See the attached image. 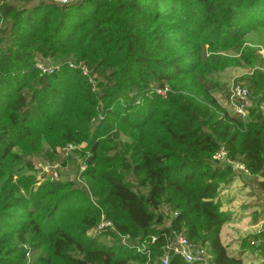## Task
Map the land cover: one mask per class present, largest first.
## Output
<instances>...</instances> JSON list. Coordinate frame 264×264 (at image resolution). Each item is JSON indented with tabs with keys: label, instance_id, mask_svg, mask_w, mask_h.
<instances>
[{
	"label": "trees",
	"instance_id": "16d2710c",
	"mask_svg": "<svg viewBox=\"0 0 264 264\" xmlns=\"http://www.w3.org/2000/svg\"><path fill=\"white\" fill-rule=\"evenodd\" d=\"M178 4L203 12L179 13ZM252 23L264 27V0H0V264L157 262L166 221L206 246L213 264H244L220 238L230 214L219 188L234 174L212 155L223 147L243 162L264 198V66L242 82L252 97L244 118L216 114L205 78L210 43L250 55L238 28ZM44 58L60 70L38 75L34 60ZM166 86L165 97L155 92ZM25 142L48 160L71 161L75 174L84 163L97 206L82 182L34 186L21 177L33 167L15 151ZM67 144L76 148L56 152ZM101 212L112 228L94 233ZM244 246L264 264V242ZM168 264L186 263L171 256Z\"/></svg>",
	"mask_w": 264,
	"mask_h": 264
},
{
	"label": "rangeland",
	"instance_id": "374dc122",
	"mask_svg": "<svg viewBox=\"0 0 264 264\" xmlns=\"http://www.w3.org/2000/svg\"><path fill=\"white\" fill-rule=\"evenodd\" d=\"M177 7L179 13L182 11L191 13L192 10L197 11L200 14L203 12V9L199 8L197 5H190L187 8H184L181 4H178ZM244 18L246 19V16H244ZM198 20H200V18H198ZM193 24H197V20L193 22ZM238 31L242 34L238 42H240L242 46L249 50L250 55H243L240 48H238V51H235V46L223 47L221 44L214 42L210 43L213 51H206L207 55L213 58L211 65L214 67V69H212L211 73L206 76L205 84L208 86V88H212L213 86L215 88L213 95L222 107V109L218 110L216 113L219 117L223 116V111H227L231 115L229 108L225 105L224 99L227 93L226 90H228L229 87L234 83H242L244 77L249 76L254 69L260 67L262 68L264 66V27L252 23L248 29L239 27ZM48 61L53 67L52 71L60 70L61 66L49 58L35 59L34 67L38 71V75L44 73L49 74L48 72H44L37 67V65L48 64ZM155 92L161 97H165L168 92H172V89H170V86H166L165 92ZM251 98L250 106L252 102ZM138 102H142V99H138L136 103ZM121 138L123 140L125 139L124 136H121ZM27 143L28 142H25L15 149V151L18 153L26 154V158L33 165L31 170H27L26 168L22 167L21 170L23 173L20 175L21 177H31L32 182L34 181V186H37L41 182L54 180L51 179L50 176V166L56 162L58 164L56 168V180H72L79 182L76 179V174L71 170V161L68 160L62 164L60 160L55 158V156H52V159L48 160L45 158V156H43L42 153L38 154L35 148H30ZM59 150H61V148L58 146L56 148V152ZM79 178H81V181L85 183V177L81 176ZM225 188H227L226 185H222L219 188L218 201L221 204V210L230 214L232 209H237L242 214V218L239 216L237 221L235 219V221H231V216L228 217L227 221L223 224L220 230L221 241L226 246L228 253L235 254L239 251L238 248H246L244 246L245 242H250V240L253 238V235L258 230L259 227L254 226V224H256L260 218V213L258 212L259 210L256 211L255 209H252V204H249L248 206L246 200L249 198L248 194L250 192L244 191L241 189V187L235 189L228 188L227 191ZM257 197L262 199V196ZM15 212L16 214H24L26 211L19 208L16 209ZM246 215L247 218L243 219V217H246ZM246 254H248V257L246 260H244L246 264H257L259 262L258 255H255V253L251 250H246Z\"/></svg>",
	"mask_w": 264,
	"mask_h": 264
},
{
	"label": "built area",
	"instance_id": "2783aa9c",
	"mask_svg": "<svg viewBox=\"0 0 264 264\" xmlns=\"http://www.w3.org/2000/svg\"><path fill=\"white\" fill-rule=\"evenodd\" d=\"M49 1L57 2V3H65L68 0H49ZM69 65L72 67H78L76 64L73 63H69ZM37 67L42 71L48 73H50L53 70V67L50 65L49 61L48 64L37 65ZM80 68L82 73L86 74V68L84 66H80ZM155 91H157L158 93L165 92V87L156 88ZM250 98H251L250 91L244 84L234 83L229 87L224 100H225V105L229 108V112L231 114H236L244 118L248 114V110L250 107ZM259 109L264 113V103L259 104ZM75 148L76 145L67 144L61 147V151L64 153V155H67ZM212 158L215 159L216 161L223 162L224 164L229 166L235 178L240 179L244 183L245 182L248 183V179L251 178V173L249 169L239 159L236 158L234 159L229 157L223 147H219L216 150V152L212 155ZM57 166L58 164L56 162L51 164L50 166L51 179L54 180L57 179V169H56ZM84 169H85V164L80 162L79 173L75 175L76 179L79 182L83 183L85 189L88 192L89 199L92 201V203L95 206H97L96 202L93 200V197L91 196V193L87 185L84 184L83 181H81V178H79L81 177L80 174L82 171H84ZM261 198L262 199H259L260 202L264 203V198L263 197ZM163 211H164L163 212L164 216L167 218L175 217L177 215L176 211H172L167 208H163ZM260 224L261 226L254 234L256 237L252 238L249 242L251 245L258 246L264 242V236H259V234L262 231L264 232V229L262 228L263 220L260 222ZM107 227L112 228V222L106 219L103 212H101L100 220L97 226L95 227L94 233H99ZM154 238L155 236L151 235L149 240H144L140 242L135 247L136 251L143 253L144 250L146 249V244L148 242L153 241ZM164 239H165V243L162 248L163 254L159 256L157 262L156 261L148 262V264H168L171 256L178 257L182 262L186 264H213L212 255L206 246L190 242L182 231H178L172 228L171 223L169 221H166V231L164 233ZM125 240H126V236H121L120 241L122 244L126 243ZM255 255H258V251H255ZM26 256H28L27 253Z\"/></svg>",
	"mask_w": 264,
	"mask_h": 264
},
{
	"label": "crops",
	"instance_id": "0c3cea01",
	"mask_svg": "<svg viewBox=\"0 0 264 264\" xmlns=\"http://www.w3.org/2000/svg\"><path fill=\"white\" fill-rule=\"evenodd\" d=\"M226 187H227V188H225L226 191H227L228 188L235 189V188L241 187V189H243L244 191L250 192L248 194L249 195V198L246 201L248 203V206H249V204H252V207H253L252 209H255L256 211L259 210L258 212L260 213L259 214V217L260 218L258 219V221L256 222V224H254V226L260 227L261 226L260 222L263 220L264 205H263V203L260 202L259 198L257 197L258 196V193L255 192L254 189L247 182L244 183L240 179H237L235 177H233L232 180L229 183L226 184ZM222 208H224V207H222ZM230 216H231V219H232L231 221H235V220L237 221L239 219V216L241 217L242 214L240 213L239 210L232 209L230 211ZM244 218H247V215H246V217H243V219ZM220 235H221V231H220ZM238 250L239 251L237 253H235V254L240 255L243 258V260H246V258L248 257V254H246V250H248V249L241 248L240 247V248H238ZM252 252L255 253V250L252 251ZM258 257H259V260H260L259 254H258ZM251 260H249V261H251ZM244 264H246L245 261H244Z\"/></svg>",
	"mask_w": 264,
	"mask_h": 264
}]
</instances>
